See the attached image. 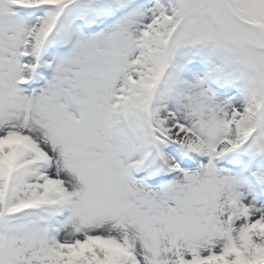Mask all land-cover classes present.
Wrapping results in <instances>:
<instances>
[{"label":"snow or ice","instance_id":"obj_1","mask_svg":"<svg viewBox=\"0 0 264 264\" xmlns=\"http://www.w3.org/2000/svg\"><path fill=\"white\" fill-rule=\"evenodd\" d=\"M0 264H264V0H0Z\"/></svg>","mask_w":264,"mask_h":264}]
</instances>
